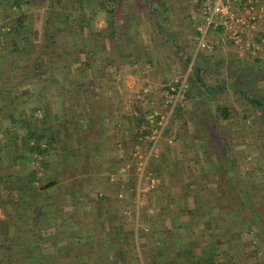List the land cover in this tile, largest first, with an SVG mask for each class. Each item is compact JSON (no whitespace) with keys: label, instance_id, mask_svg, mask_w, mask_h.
Wrapping results in <instances>:
<instances>
[{"label":"crops","instance_id":"crops-1","mask_svg":"<svg viewBox=\"0 0 264 264\" xmlns=\"http://www.w3.org/2000/svg\"><path fill=\"white\" fill-rule=\"evenodd\" d=\"M202 1L188 0L189 3H192L191 11L182 13V19L184 18L187 23L186 32L182 38L188 34V38L194 39L195 43H197V24L202 20ZM243 1L246 3L248 0ZM251 1L254 9L235 0L232 1V9L239 15H249L256 10L261 12L258 21L252 26L248 24L243 33L258 43L260 48L256 52L251 49L240 50L230 41H224L225 26L223 23L219 24L209 34L210 41L214 42L213 48L198 51L202 54L204 51L217 52L220 50L216 57L221 60V63L213 66L217 78L209 77V80L206 79V81L203 79V73L207 68L206 64L203 65V61L194 66L200 74L199 77L196 76L193 68L195 77L199 78L200 82L201 79L205 81V83L202 82L204 87H206V83H210L209 88L223 87L224 92L227 91L229 89L228 82L219 80V74L227 73L229 69L232 71L239 67L242 73H247V76L250 77L251 85L253 83L256 88L260 84L263 86L264 0ZM13 8L17 7L14 6ZM164 17L162 15V19L157 17L156 19L162 23ZM192 18L195 25L191 24V28H189ZM23 20L22 24L24 23ZM17 23L16 20L14 26H17ZM99 24L104 27L98 26L94 38L88 34L89 31L81 28L85 35L88 34L87 37L91 39V44L95 47V51H85L82 55H87L89 58L96 57V64L88 67L94 69L96 74L98 73L96 86L94 80L85 79L80 81L64 80L65 87L89 88L100 85L105 87V81L101 79L102 76L103 79L111 77V80H114L113 83H116L120 88L122 86L121 81L116 82L117 77H119L118 73L122 71L127 74L131 71L133 73L143 61L146 63L149 61L145 57L146 51L156 49L154 44L148 40L147 34L150 33V21L148 19L139 17L124 19L112 16L109 17L110 25L106 26L102 22ZM88 28L85 27L84 29ZM23 29L25 30V27ZM15 33L13 30L8 33V36L13 40L16 37L19 41V36ZM110 37L114 40L113 47L109 43ZM44 39L45 35L40 40L42 45ZM82 47L86 48L85 45ZM190 50L197 51V46L193 47L192 45ZM8 52L0 51V87L6 83L1 82V78L3 75L6 76L9 71L5 64L7 57L15 53L13 51ZM65 52L76 53V51ZM20 55V58L24 60L27 54L23 52ZM42 56L46 57L47 55L44 53ZM234 59L239 60V62L243 60V63H236L238 61L234 62ZM42 64L40 63L32 69V75L39 76L40 70L37 67L42 68L45 63ZM46 66L43 73L52 75L56 81L55 72L58 68L53 67L50 63H47ZM63 66H65L66 71H71L66 65ZM48 80L47 83L52 82L51 79ZM55 81L53 82L55 83ZM44 82L40 78L36 81L39 85H45ZM23 83L24 81L21 80L16 82L17 87L21 86L20 90L28 86ZM4 93L5 90L0 89V145L2 146L0 167L4 166L2 162L8 164L7 168H0V264H250L249 258L256 257L250 252L254 245L252 240L249 241L248 220L244 219L241 203L233 209H227L223 206L231 198L241 199L236 191H232V181L229 182L228 186L226 184L225 187H222L217 182L218 179L212 177V183L208 187L201 185V183L199 185L198 182V184L195 183L197 189L190 191L191 193H185L186 191L183 190L184 196L186 194L193 199L190 201L191 207L185 206L184 197L180 202L181 198L177 195L171 200L170 195L165 196L160 191L143 193L146 191L139 188L136 197L132 199L133 207L136 209L131 211L128 209V201L123 200L121 193L111 192L107 187L104 188L103 183L98 180L97 184L100 185L98 184L96 189L91 188L89 193L79 198V187L86 180L83 174H80L87 170H85L87 167L85 159L101 150L102 147L104 151V145L107 149L106 152H112L115 149L120 153L136 150L137 112L135 108L130 111L129 104L130 102L134 103L130 96L84 97L80 101V109L76 108L82 115L81 120L76 122L77 125L73 124L71 122L73 116L69 112L68 119L71 121L66 122V132L62 137V133L58 132L59 127L57 129L56 125H53L49 119L41 121L42 123L37 125L32 123L33 115L23 106V104L28 103L27 97L30 95H18L22 92H18L16 96L7 95L8 92ZM57 97L46 98L44 104L52 105ZM70 102V98H65L62 105H69ZM59 109L60 113L50 107L44 112L46 115L53 114L55 121L56 118L61 121L62 118H66L68 109L66 107ZM77 111L73 112L76 116ZM204 112L202 111L201 118ZM59 114L61 116L57 117ZM206 119L209 120L210 118ZM49 123L52 124V127ZM77 127L81 129V135L84 137L80 143L74 140V136L77 134L75 128ZM46 132L48 134H45ZM43 135L49 137L44 143L39 142ZM57 135L60 138H57ZM52 137H54L53 140ZM63 138L64 140H61ZM55 139L64 141L61 144L62 147L54 146ZM183 149L190 151L189 155L196 156L203 169L209 167L213 171L215 165L211 163V158L206 159L201 154V150L198 149L199 152H197L195 147L193 149L184 147ZM56 156L57 158H55ZM78 156L82 158L80 159ZM36 160H38L37 163H35ZM221 160L222 155L217 161ZM125 164L112 170L115 182L127 180L124 177L126 173ZM58 166H61L62 170L64 167L69 170L68 178L65 179L63 175L59 179L55 178L56 167ZM180 168L187 167L182 165ZM169 172L172 173L168 171V174ZM214 173L218 178L219 173L217 171ZM62 174L65 175L63 172ZM91 177L88 176L89 180L92 181ZM69 178L74 180L68 186L66 182ZM175 180H178L182 185L187 183L186 175L181 177L177 171L168 179V183ZM239 182L240 185H243L242 180ZM57 187L62 190L60 194L56 193L55 196L54 193H49ZM139 197L141 198L140 204L138 203ZM78 200L82 203L79 204V207H82L80 210L78 208L74 211L73 206L76 204L74 202ZM193 203L194 205H192ZM143 204L149 205V209L143 210ZM166 204H171L172 209L163 212L161 205ZM158 205L159 208H157ZM76 212L86 216V219L89 218L86 225H80L79 217L75 224H71L77 216L74 214ZM68 221L69 224L66 225ZM89 230L93 233L90 242L87 236ZM95 241L96 245L94 246L95 243L92 244L91 242ZM145 247L154 248L144 252L143 248ZM111 248L116 251H112ZM100 253L104 257L102 258L106 260L100 258ZM92 256L95 258L89 260L88 258ZM107 257L111 258L108 259ZM146 257L147 261H144ZM255 264H258L257 261Z\"/></svg>","mask_w":264,"mask_h":264},{"label":"rangeland","instance_id":"rangeland-1","mask_svg":"<svg viewBox=\"0 0 264 264\" xmlns=\"http://www.w3.org/2000/svg\"><path fill=\"white\" fill-rule=\"evenodd\" d=\"M12 1L0 0V51L15 52L12 56L7 57L5 64L9 71L6 76L3 75L1 78V82L6 83L0 89L5 90L4 94L8 92L7 95L16 96L18 92H22L18 94L21 96L30 95L27 97L28 103L23 106L33 115L32 123L37 125L42 123L41 121L49 119L57 129L59 127L58 132H61L62 134H59L63 137L66 132L65 124L67 121H71L68 119L69 112L73 116L71 121L73 124L77 125L76 122L81 120L82 115L76 108L80 109V101L84 97L127 95L134 101V103L130 102L129 107L130 111L135 108L137 112L136 150L120 153L115 149L112 152H106L107 149L104 145V151L102 147L101 150L96 151L90 157L88 156L90 159H85L87 165L85 170H87L80 173L86 180L79 187V198L89 193L91 188L96 189L99 184H97L98 180L103 183L104 188L107 187L111 192L121 193L123 200L128 201V209L131 211L136 209L133 207L132 199L136 197L139 188L146 191L143 193L160 191L165 196L170 195L171 200L177 195L181 198L180 202L184 197L185 206L191 207L190 201L193 199L186 194L184 196L183 190L186 191L185 193H191L190 191L197 189L195 183L198 184V182L199 185L201 183L208 187L212 183V177H216L222 187H225L226 184L228 186L232 181L231 189L233 192L236 191L241 199L231 198L223 206L233 209L241 203L244 219L248 220L249 241L252 240L254 245L250 252L256 255L255 258H249V263L255 264V261L258 264L264 263V84L263 86L260 84L261 87L257 88L253 83L251 85L250 77L247 76V73H242L240 67L233 69L234 72L229 69L227 73L219 74V80L228 82L229 89L225 91L228 93L224 92L223 87L210 88L209 91L205 88H209L210 83H206V87H203L200 79L194 77V66L203 61V65H207L203 79L206 81V79L209 80V77L217 78L213 66L221 63V60L216 57L220 50L217 52L204 51L200 54V52L190 50L192 45L193 47L197 46L194 39H189L188 34L182 38L186 32L187 24L184 18L182 19V13L191 11L192 3H189L188 0H28L30 2L24 0L23 10H20L10 8ZM202 2L201 12L209 0ZM20 15L24 17L23 24L25 30L27 29V36L30 38L24 60L20 58V54L24 52V46L13 49L14 40L8 36V32L13 31L12 27ZM162 15L165 16V19L159 23L156 17L162 19ZM112 16L124 19L139 17L150 21V33L147 36L156 49L146 51L145 57L149 61L147 63L143 61L133 73L132 71L129 74L123 71L118 73L119 77L116 82L121 81L120 88L116 83H113L114 80H111V77L103 79L102 76L101 79L105 81L106 88L103 85L98 86L100 88L65 87L66 80L90 79V81L94 80V84L96 83L98 73L96 74L94 69L88 68L92 64H96V57L90 56L91 58H89L82 53L95 51V47L87 35L96 37L98 26L104 27L99 23L110 25L109 17ZM191 24L195 25L193 18L190 19L189 28H191ZM30 26L31 28L28 29ZM85 27L89 28L84 29ZM183 27L185 28L183 29ZM81 28L89 33L85 35ZM44 35L45 41L42 42L44 43L42 45L40 40ZM192 35L194 34L192 33ZM109 41L113 47L114 40L110 37ZM82 45H85L86 48H83ZM65 51H76V53ZM44 53L47 55L46 57L42 56ZM235 61L243 63V60L239 62L234 59ZM40 63L45 64L42 68L37 67L40 70L39 73L36 72L39 76L32 75V69ZM47 63L58 68L55 72L56 81L52 75L43 73ZM63 65L69 67L71 71H66ZM226 77L227 79H225ZM39 78L46 84H37L36 81ZM48 79H51L52 82L47 83ZM19 80L28 85L21 89L22 91L20 90L21 86L17 87L16 84ZM51 96H58L55 103L44 104V100ZM65 98L71 99L69 105H62ZM251 100L257 102L254 103ZM49 107L54 108V111H58L57 113H60L59 108L64 107L65 109L66 107L68 109L66 118L61 117L63 123L58 118L55 121L53 114L46 115L44 111ZM224 108L227 109V118L222 112ZM205 109H207L206 112H204ZM74 111H77V116L73 113ZM202 111L204 113L201 118ZM60 116V114L57 115V117ZM51 123L49 124L52 127ZM75 129L77 134L74 136V140L80 143L84 137L81 135L79 127ZM48 138L43 135L39 142L44 143ZM57 138L60 136L57 135ZM61 140L54 141V146L62 147L61 144L64 141ZM183 146L187 149L195 147L197 152L201 150V154L206 159L211 158V163L215 165L213 171L209 167L203 169L199 165L197 157L189 155L191 152L184 150ZM221 155L222 162H218L217 159ZM37 162L38 160L35 161V163ZM125 162L127 163L125 164ZM2 164L4 166L0 168H7L8 163L2 162ZM124 164L126 183L119 180L115 182L112 170H115V167L124 166ZM182 165L187 168H180ZM56 168L55 178L59 179L61 175L65 179L68 178L69 170L66 167L63 170L61 166ZM166 170L172 173L168 174ZM175 171L180 173L181 177L186 175V184L182 185L178 180L168 183V179L174 175ZM214 171L219 173L218 178ZM88 176H92V181ZM73 180L69 178L66 185L69 186ZM241 180L243 185H240L239 181ZM61 192L60 187H57L49 193H54L56 196V193L60 194ZM120 201L122 200L120 199ZM140 202L141 198L139 197L138 203L140 204ZM74 203H76L73 206L74 211L78 208L80 210L82 207H79V204H82L80 200ZM148 207L149 205H144L143 210H148ZM159 207L158 205L157 208ZM161 209L166 212L172 207L171 204H166L161 205ZM74 214L77 215H75L77 219L74 217L72 225L75 224L78 217L81 220L80 225H86L88 217L86 219V216L80 215L79 212ZM68 224L69 221L66 225ZM87 236L89 242L92 241L93 233L90 230L87 232ZM91 243L96 245V241ZM153 248L145 247L143 251ZM111 250L116 251L113 248ZM90 251L92 252L93 249ZM102 257H100L102 260H106ZM94 258L92 256L88 259ZM144 261H147V257Z\"/></svg>","mask_w":264,"mask_h":264},{"label":"built area","instance_id":"built-area-1","mask_svg":"<svg viewBox=\"0 0 264 264\" xmlns=\"http://www.w3.org/2000/svg\"><path fill=\"white\" fill-rule=\"evenodd\" d=\"M233 0H209V3L203 7L202 20L197 24V52L210 50L213 44L209 39L210 32L217 28L219 24H224V41H230L238 49H251L256 52L260 45L251 39L248 35H243L245 28L254 25L261 17V12L253 11L249 15H239L232 9ZM244 3L243 0H235ZM248 0L245 6L254 9ZM243 4V5H244ZM185 81V80H184ZM176 90V89H175Z\"/></svg>","mask_w":264,"mask_h":264},{"label":"trees","instance_id":"trees-1","mask_svg":"<svg viewBox=\"0 0 264 264\" xmlns=\"http://www.w3.org/2000/svg\"><path fill=\"white\" fill-rule=\"evenodd\" d=\"M10 1V0H9ZM24 0H13L12 2H11V6H10V8H13L14 6H16L18 9H20V10H23V6H24V3L25 2H23ZM28 0H26V2H27ZM28 2H30V1H28ZM24 19V17L22 16V15H20L19 17H17V26H13L12 27V30H14V33L17 35V36H19V41H17V38L15 37L14 38V41H13V44H12V46H13V49L15 48H21V46L23 45L24 46V52H26V51H28V48H27V46H28V44L30 43V38H29V36H27V29L26 30H24L23 28V24H22V20ZM28 29H29V27H28ZM8 33H10V31L8 32ZM46 46V45H45ZM26 50V51H25ZM199 69H201V67H198ZM194 77H195V75H194ZM196 78V77H195ZM197 79V78H196ZM201 84L203 85V83H202V81H201ZM203 87H204V85H203ZM205 89H208L209 91L211 90L210 88H205ZM252 102H254V103H256L257 101H255V100H251ZM226 110L227 109H225L224 108V110L222 109V112L224 113V115H225V117H227L228 116V114H227V112H226ZM50 184H52V183H50Z\"/></svg>","mask_w":264,"mask_h":264},{"label":"water","instance_id":"water-1","mask_svg":"<svg viewBox=\"0 0 264 264\" xmlns=\"http://www.w3.org/2000/svg\"><path fill=\"white\" fill-rule=\"evenodd\" d=\"M194 72H195L196 76L199 77L200 74L197 72L196 67H194ZM201 81H202L203 83H205V81H204L203 79H201Z\"/></svg>","mask_w":264,"mask_h":264}]
</instances>
